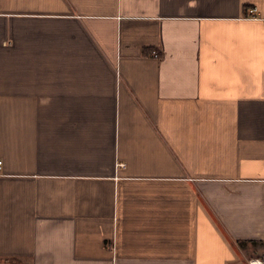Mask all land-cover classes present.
<instances>
[{
  "label": "crops",
  "instance_id": "0c3cea01",
  "mask_svg": "<svg viewBox=\"0 0 264 264\" xmlns=\"http://www.w3.org/2000/svg\"><path fill=\"white\" fill-rule=\"evenodd\" d=\"M0 264L264 261V0H0Z\"/></svg>",
  "mask_w": 264,
  "mask_h": 264
},
{
  "label": "built area",
  "instance_id": "2783aa9c",
  "mask_svg": "<svg viewBox=\"0 0 264 264\" xmlns=\"http://www.w3.org/2000/svg\"><path fill=\"white\" fill-rule=\"evenodd\" d=\"M1 168H2V160L0 159V171H1ZM263 184H264V181H263ZM255 260H258V264H264L263 260H260V259H255ZM250 264H253V259L250 260Z\"/></svg>",
  "mask_w": 264,
  "mask_h": 264
},
{
  "label": "bare ground",
  "instance_id": "6f19581e",
  "mask_svg": "<svg viewBox=\"0 0 264 264\" xmlns=\"http://www.w3.org/2000/svg\"><path fill=\"white\" fill-rule=\"evenodd\" d=\"M253 264H258V260L253 259Z\"/></svg>",
  "mask_w": 264,
  "mask_h": 264
}]
</instances>
